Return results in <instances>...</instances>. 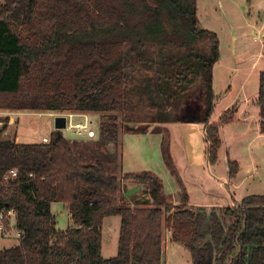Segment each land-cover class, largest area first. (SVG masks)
Returning <instances> with one entry per match:
<instances>
[{"label": "trees", "instance_id": "trees-1", "mask_svg": "<svg viewBox=\"0 0 264 264\" xmlns=\"http://www.w3.org/2000/svg\"><path fill=\"white\" fill-rule=\"evenodd\" d=\"M197 2L1 0L0 110L99 113L94 143L106 147L120 143L118 114L131 121L128 113L145 104L151 122L176 123L201 96L208 163L219 167L221 128L239 110L234 105L213 121L220 40L199 26ZM257 105L264 131V71ZM74 146L57 130L48 142L0 136V211L14 209L22 233L17 245L0 249V264H162L166 225L172 240L190 251L192 264H264V193L221 207L166 203L156 175L119 177L106 159L83 163ZM114 156L110 161H117ZM228 165L235 178L239 162L229 159ZM13 169L17 176L6 178ZM125 181L148 186L154 206L121 204ZM57 202L72 220L66 230L57 228L52 211ZM116 215L118 251L106 259L103 222Z\"/></svg>", "mask_w": 264, "mask_h": 264}, {"label": "rangeland", "instance_id": "rangeland-1", "mask_svg": "<svg viewBox=\"0 0 264 264\" xmlns=\"http://www.w3.org/2000/svg\"><path fill=\"white\" fill-rule=\"evenodd\" d=\"M197 5L199 26L218 33L220 40H222L223 50L230 52L232 40L229 23H243V19H241L242 8L243 5H246V0H198ZM225 13L230 15L232 19H227ZM239 28L237 27L236 29L239 30ZM256 35L257 32L252 36H248L247 39H239L237 41L239 50L248 46L249 49L253 48L257 52L261 44L255 39ZM224 65L225 63L223 62L222 66L217 67L214 79L213 121L219 119L218 117L214 119L218 113L222 114L223 111L229 109L227 104L234 95L237 88L236 83L244 75V73L234 74L229 71L232 76L229 85L232 86V89L222 98L220 96L217 97L219 92L223 90V86H225L222 82L227 78V76L225 77L226 70ZM262 68L264 67L261 65L250 81L252 87L257 84V97L259 75L264 70ZM236 107L238 108L239 105L237 104ZM204 108L203 98L201 96L195 97L189 103L185 114L181 116L182 119L167 125L165 123L151 122L148 119L150 112L148 113L147 109H145V104L128 113L131 121L123 119V116L118 114L119 126L122 129L118 145L110 143L106 147H101L99 142L94 143L95 139L100 136L101 117L103 116L99 113L89 114L92 120L91 126L96 132L95 137L88 138L84 135H77L74 131L66 129L61 130V133L73 145L75 144V152L79 159L83 158L81 159L83 163L95 164L97 159H102L103 162L106 159L104 163L106 165L113 163L117 169H114L113 174L119 177L124 174L142 175L144 173H152L156 175L161 180L163 197L166 203L174 204L175 201L181 203L188 201V206H190V202L195 204L222 202L224 205L229 200L224 197L228 195L229 191L231 194V191L234 190L232 184H224L223 182V178H226V175L222 172L224 169L223 163L216 169L208 163V144L205 140L204 131L206 126L200 121ZM7 114L12 118L11 122H7ZM52 115V113L30 111L8 113L0 110V136L3 139H15L19 142L40 141L42 136L49 138L50 134L55 131V122ZM219 116L221 115L219 114ZM76 120L83 121L81 118ZM126 125L144 127V132L138 134L125 132L126 130L123 126ZM4 126L7 129L2 132ZM123 130L125 131L123 132ZM113 154L117 156V161H110V156ZM135 185L139 188L136 192H132ZM250 192L253 193L254 191ZM228 198L230 197L228 196ZM119 200L121 204L133 207L154 206L150 198L149 187L136 181H125L122 183ZM52 211L57 218V228L66 230L72 222L66 207L62 203L57 202L54 203ZM165 224L166 220L164 227ZM120 226V216H109L104 220L102 255L106 259L117 255ZM18 243L19 240H17L15 235L3 237L0 231V249L8 248ZM162 264H192L190 251L183 244L172 240L171 231L167 228V225L163 234Z\"/></svg>", "mask_w": 264, "mask_h": 264}, {"label": "crops", "instance_id": "crops-1", "mask_svg": "<svg viewBox=\"0 0 264 264\" xmlns=\"http://www.w3.org/2000/svg\"><path fill=\"white\" fill-rule=\"evenodd\" d=\"M242 10L241 19H243V23H234L231 21V23H229L232 40L230 43V52H225L223 50L222 40H220V36L218 35L220 40V57L213 68L214 85L216 69L218 66H222L223 62L225 63V77L227 76V78L222 82L225 86H223V90L219 92L217 96H220V98L227 95L232 89V86L229 85L232 80L229 71L234 74L244 73L242 79H239L236 83L237 88L227 104V108H230L233 104L239 105L237 118L221 128L223 139L221 160L224 165L222 172L226 175V178H223V176L222 178L224 184H232L234 191H231V194L230 191H227L228 195L224 198L229 200L224 205L222 202L213 204H195L190 202V206H229L239 203L243 197L252 193L250 191H254L252 194L264 193V131L261 128L260 107L257 105V84L253 85V87L250 85L251 78L258 68H260L261 65L264 67V0H246V5H243ZM225 17L227 19H232L230 15L226 13ZM237 27H240L239 30L236 29ZM256 32L257 35L255 39L261 44L258 51L255 52L253 48L249 49L248 46L247 48L239 50L237 41L243 38L247 39L248 36H252ZM228 64L229 66H227ZM219 114L221 115V113H218L214 119H217V117L219 118ZM167 124L169 123H165V125ZM229 159L239 162L240 168L235 178L229 177ZM138 188L139 187L135 185L132 192H136ZM228 196L230 198H228ZM180 203L179 201L174 202V204ZM11 236L13 235L9 237Z\"/></svg>", "mask_w": 264, "mask_h": 264}, {"label": "built area", "instance_id": "built-area-1", "mask_svg": "<svg viewBox=\"0 0 264 264\" xmlns=\"http://www.w3.org/2000/svg\"><path fill=\"white\" fill-rule=\"evenodd\" d=\"M53 118L57 116H64L66 118V130L74 131L77 135H84L88 138H93L96 135L95 130L92 128V120L88 113L84 112H69L61 114H53ZM77 118L83 119V121L76 120ZM43 142H48L49 138L42 136ZM10 176H17V170H11L6 178ZM0 231L3 236L7 237L15 235L17 239L21 237V232L16 228V212L11 209L7 212L0 211Z\"/></svg>", "mask_w": 264, "mask_h": 264}, {"label": "water", "instance_id": "water-1", "mask_svg": "<svg viewBox=\"0 0 264 264\" xmlns=\"http://www.w3.org/2000/svg\"><path fill=\"white\" fill-rule=\"evenodd\" d=\"M54 122L55 130L61 131L66 128V118L64 116L55 117Z\"/></svg>", "mask_w": 264, "mask_h": 264}]
</instances>
